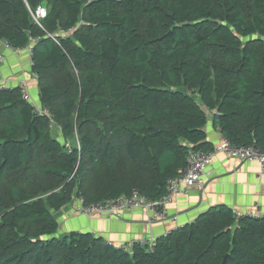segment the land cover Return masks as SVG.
I'll list each match as a JSON object with an SVG mask.
<instances>
[{"label": "trees", "instance_id": "1", "mask_svg": "<svg viewBox=\"0 0 264 264\" xmlns=\"http://www.w3.org/2000/svg\"><path fill=\"white\" fill-rule=\"evenodd\" d=\"M32 40L57 128L22 85L0 89V264H264V218L224 206L151 249L56 236L74 199H160L190 151L212 149L209 114L231 144L264 151V0H0V41Z\"/></svg>", "mask_w": 264, "mask_h": 264}, {"label": "crops", "instance_id": "2", "mask_svg": "<svg viewBox=\"0 0 264 264\" xmlns=\"http://www.w3.org/2000/svg\"><path fill=\"white\" fill-rule=\"evenodd\" d=\"M32 45L33 40L27 47L15 50L0 41V55L3 56L0 82H6L8 88L23 85L30 101L40 105L37 77L31 72ZM204 132L212 148L221 144L223 136L211 114ZM53 135L58 141H63L60 129L54 130ZM254 205L264 212V172L259 164L216 153L203 173L200 186L185 189L169 203L167 212L169 216L176 217L175 222H150L149 213L142 209L86 216L80 213L81 201L74 199L57 213L59 227L56 236L72 232L90 233L115 247L140 240L150 243L178 227L192 223L210 208L224 206L232 212L245 214Z\"/></svg>", "mask_w": 264, "mask_h": 264}, {"label": "built area", "instance_id": "3", "mask_svg": "<svg viewBox=\"0 0 264 264\" xmlns=\"http://www.w3.org/2000/svg\"><path fill=\"white\" fill-rule=\"evenodd\" d=\"M33 21L41 26L40 21L44 19L47 15V11L44 6L38 5L33 11L29 10ZM72 29L68 31L58 30V35L64 36L72 32ZM7 46H9L7 44ZM10 47V46H9ZM3 62V56L0 55V64ZM7 83L0 82V89H6ZM23 89V99L29 102L33 107V112L38 115H42L47 118L49 122V127L51 129L57 127L53 115L51 112L41 105H36L30 101V97ZM216 153H221L226 156L237 158L241 161H256L262 172H264V151L255 145L250 146H237L231 144L225 137L221 138V144L211 150L207 151H190L187 156L186 166L184 169L178 172V175L167 181L166 192L158 200L154 201L146 196L140 194L138 191L134 190L131 194L127 196H120L115 199H108L103 202L84 204L82 199L80 213L86 216L93 215H112L118 214L123 210L132 209H142L149 213L150 222H163V221H176L175 216H169L167 212V207L172 199L179 193L183 192L185 189H189L195 186H200L201 178L207 166L211 163L214 155ZM234 218H241L242 216L253 217V218H264V212L261 211L258 205H254L251 211L245 214L239 212H233ZM140 245L147 246L151 249L153 246V241L147 243L145 241H138ZM132 244V243H131ZM130 245L121 244L119 247L122 250H129Z\"/></svg>", "mask_w": 264, "mask_h": 264}, {"label": "water", "instance_id": "4", "mask_svg": "<svg viewBox=\"0 0 264 264\" xmlns=\"http://www.w3.org/2000/svg\"><path fill=\"white\" fill-rule=\"evenodd\" d=\"M155 131H158V129L156 127L153 128Z\"/></svg>", "mask_w": 264, "mask_h": 264}, {"label": "rangeland", "instance_id": "5", "mask_svg": "<svg viewBox=\"0 0 264 264\" xmlns=\"http://www.w3.org/2000/svg\"><path fill=\"white\" fill-rule=\"evenodd\" d=\"M75 140V139H74ZM75 142H76V140H75Z\"/></svg>", "mask_w": 264, "mask_h": 264}]
</instances>
